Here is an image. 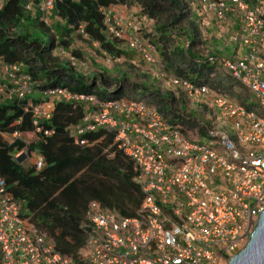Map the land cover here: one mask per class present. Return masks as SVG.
<instances>
[{
  "label": "built area",
  "instance_id": "1",
  "mask_svg": "<svg viewBox=\"0 0 264 264\" xmlns=\"http://www.w3.org/2000/svg\"><path fill=\"white\" fill-rule=\"evenodd\" d=\"M198 1L201 15L223 29L220 39L228 49L227 55L210 61L259 104L213 96L210 87L174 76L172 88L212 108L206 123L199 120L188 129L181 120L172 126L156 108L139 102L103 105L95 125L87 120L79 132L97 127L115 131L119 149L135 163L144 200L128 218L91 203L84 264H228L245 247L264 212V0ZM56 2L29 0L43 12L53 11ZM104 14L110 35L123 39L126 31L120 20L106 10ZM129 28L138 30L135 22ZM79 32L88 37L84 27ZM130 48L147 64L156 63L144 41L135 38ZM0 71L14 85L0 86V103L31 93V80L22 74L21 64L0 61ZM52 96L95 101L63 91ZM53 109L54 104L34 108L35 125L49 119ZM44 164L37 156L36 170H43ZM0 264H73L33 232L1 175Z\"/></svg>",
  "mask_w": 264,
  "mask_h": 264
},
{
  "label": "trees",
  "instance_id": "2",
  "mask_svg": "<svg viewBox=\"0 0 264 264\" xmlns=\"http://www.w3.org/2000/svg\"><path fill=\"white\" fill-rule=\"evenodd\" d=\"M196 2L57 0L51 13L60 21L54 24L44 19L46 12L36 5L31 7L29 0H4L0 5V61L9 66L21 64L22 74L31 80L30 94L0 103V175L33 232L49 238L55 250L73 264H84L87 239L92 231V202L100 203L113 215L128 218L136 215L144 200L135 163L119 149L115 131L97 127L80 133V129L87 127V120L95 125L94 120L103 105L129 101L156 108L172 126L179 125L181 120L188 129L197 126L196 120L188 115V123L185 117L180 118L185 113L182 107L181 112H174L172 104L158 106L160 99L151 102L142 90L129 82L128 76L112 79L115 85L111 87L105 76H84L55 52L69 51L73 35L81 27L92 43L100 44L102 52L114 59L129 56L119 48L118 42L128 41L130 48L135 38L147 40L154 47L149 53L156 66L163 63V69L159 66L160 72L169 71L197 87L214 88L215 95L229 96L240 85L234 80L226 84L220 74L228 75L210 61V57L223 55L210 50L204 30L206 17L190 7ZM130 3L137 5L139 18L149 23L152 30L144 29L146 34L142 36L140 23L133 20L140 37L126 33L123 39L114 38L108 32L104 11ZM205 48L208 49L206 54ZM106 74L109 72L104 70L103 75ZM57 91L95 101H66L61 96H52V92ZM235 97L245 103L251 94L246 90ZM52 100L54 109L50 118L35 125L34 108L48 106ZM14 134H20L22 139L13 143L5 141V135ZM24 151L28 155L42 156L44 169L37 171L35 166L20 163L17 156Z\"/></svg>",
  "mask_w": 264,
  "mask_h": 264
},
{
  "label": "rangeland",
  "instance_id": "3",
  "mask_svg": "<svg viewBox=\"0 0 264 264\" xmlns=\"http://www.w3.org/2000/svg\"><path fill=\"white\" fill-rule=\"evenodd\" d=\"M196 1L197 2L192 6L190 5V7L192 10H194V12L196 11V13L200 14L201 7L199 6V1ZM33 10H35L36 12L38 11L35 8ZM51 12L52 11L46 12L43 13L44 15H42L44 16L45 20H48L49 22H52V24H54L55 21L58 20V18ZM107 12L110 13L111 16L116 17L120 20L121 28H123V30H125L128 34L134 33L135 35L139 36V32H134L129 28V24L134 22L133 20H135L137 23H140L139 27L143 30L142 32H140L142 36L146 34L145 30H152L149 23L145 22L144 19L142 20L139 18L141 16L139 15L140 11L138 10L137 5L134 3H130L126 6L117 8L113 7ZM143 23L144 25H142ZM204 30L206 33V37L208 38L210 50L214 53L218 51L222 55H227L228 49L223 46V41L222 39H220L223 36L220 31H223V29L218 27L212 19L206 18L204 22ZM126 37H128V35H126ZM73 39L74 42L69 51H63L62 49H59L57 52H55V54L61 56L62 60H68L69 62H71L73 68H75L77 72L87 77L98 75L99 78H102V76H105L106 78H108L107 82L111 84V87L115 85L112 79H119L122 76L126 75L130 80L129 82L132 85L138 87V89L142 90L145 93L144 95L147 96V98L150 99L151 102L154 103L153 100L155 99L162 100L159 101L156 105L160 106L164 104H172L173 109L176 110L174 112H181L179 108L182 107L185 113L180 118L183 119L186 115H188L190 118L195 119L196 121L200 120L202 123L207 122L209 116L208 114L212 110V108L204 101L191 98L187 92L172 88L170 86V82L175 75H173L169 71L160 72L159 70L162 68L163 63L157 66L155 63L147 64L140 56L134 54V52L129 48L127 40V42L120 41L117 44L119 45V48H121L125 53L129 54V56L114 59L109 54L102 52V50L100 49V44L92 43L89 37H85L80 32L75 33L73 35ZM217 41H219L221 45H219ZM144 44H146L147 49H149V46L151 47L150 43H148L147 40L144 41ZM151 48L154 47L152 46ZM204 51L206 54L208 49L205 48ZM229 51L232 56L235 54L233 50ZM75 52H78L80 55L78 57H75V55L73 54ZM159 66H161V68H159ZM104 70H107L109 72V75H103ZM220 76L222 79L226 80V84L228 85L231 83V81H233L227 76L225 77L224 74H220ZM220 76L218 75L217 78H219ZM0 83H4L3 85H6L10 88L14 86L12 84V79L6 76L2 71H0ZM235 89L236 90H234V93H229V95L230 97H232V99H236L237 101L242 103L243 99L239 100L240 98L237 99L235 95L246 91V89L243 85L237 86ZM212 90L214 91L212 92V95L215 96L214 93H216V91L214 90V88H212ZM173 96L174 98H172ZM164 98L165 100H163ZM167 98H170L171 100L168 99L170 100L168 101ZM249 103L253 105L259 104L258 100H256L252 94L251 98H249ZM4 139L6 142L10 143L14 140V137L5 135ZM23 156H25L24 161H29L30 163H32L28 158L26 151ZM47 240L53 244V242L49 238Z\"/></svg>",
  "mask_w": 264,
  "mask_h": 264
},
{
  "label": "water",
  "instance_id": "4",
  "mask_svg": "<svg viewBox=\"0 0 264 264\" xmlns=\"http://www.w3.org/2000/svg\"><path fill=\"white\" fill-rule=\"evenodd\" d=\"M25 156L18 158L22 163ZM228 264H264V212L245 247Z\"/></svg>",
  "mask_w": 264,
  "mask_h": 264
},
{
  "label": "crops",
  "instance_id": "5",
  "mask_svg": "<svg viewBox=\"0 0 264 264\" xmlns=\"http://www.w3.org/2000/svg\"><path fill=\"white\" fill-rule=\"evenodd\" d=\"M39 97V96H38ZM44 98V97H43ZM56 103V101L54 102ZM50 104H53V100L50 101ZM12 137H14V140L10 143H13L14 141H16L17 139H22L21 135L20 134H14ZM24 152L20 153L17 157L19 158L22 154H24ZM28 155V154H27ZM37 154H32V155H28V158L30 159V161L32 163H30L29 161H24L23 163H25L26 165H30V166H34L35 165V161H36V158H37ZM30 163V164H29Z\"/></svg>",
  "mask_w": 264,
  "mask_h": 264
},
{
  "label": "clouds",
  "instance_id": "6",
  "mask_svg": "<svg viewBox=\"0 0 264 264\" xmlns=\"http://www.w3.org/2000/svg\"><path fill=\"white\" fill-rule=\"evenodd\" d=\"M23 155V154H22ZM21 157V156H20Z\"/></svg>",
  "mask_w": 264,
  "mask_h": 264
}]
</instances>
